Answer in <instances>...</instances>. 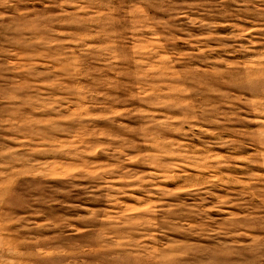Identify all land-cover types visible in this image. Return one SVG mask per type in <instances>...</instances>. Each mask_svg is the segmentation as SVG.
<instances>
[{
	"label": "rangeland",
	"instance_id": "rangeland-1",
	"mask_svg": "<svg viewBox=\"0 0 264 264\" xmlns=\"http://www.w3.org/2000/svg\"><path fill=\"white\" fill-rule=\"evenodd\" d=\"M0 264H264V0H0Z\"/></svg>",
	"mask_w": 264,
	"mask_h": 264
},
{
	"label": "bare ground",
	"instance_id": "bare-ground-1",
	"mask_svg": "<svg viewBox=\"0 0 264 264\" xmlns=\"http://www.w3.org/2000/svg\"><path fill=\"white\" fill-rule=\"evenodd\" d=\"M211 259H212V261H214L215 260V257H211Z\"/></svg>",
	"mask_w": 264,
	"mask_h": 264
}]
</instances>
